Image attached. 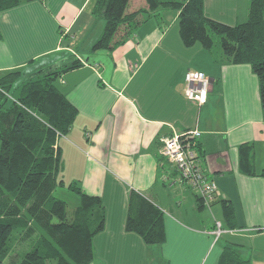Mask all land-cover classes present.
<instances>
[{
	"label": "crops",
	"instance_id": "obj_1",
	"mask_svg": "<svg viewBox=\"0 0 264 264\" xmlns=\"http://www.w3.org/2000/svg\"><path fill=\"white\" fill-rule=\"evenodd\" d=\"M129 11L146 7L131 0ZM208 17L229 25L248 17V0H204ZM178 12L164 11L113 50H93L104 21L92 0H33L0 13V78L37 71L75 55L82 65L58 80L78 116L59 139L62 178L102 198L105 229L93 240L92 264H218L223 248L264 264V116L259 81L249 65L223 64L201 45H183ZM73 35L63 37L61 33ZM211 80L207 101L185 97V76ZM201 132L196 151L218 187L217 201L198 207L188 184L161 154L162 139ZM254 146L255 176L240 169L239 147ZM164 212L166 241L147 245L125 230L131 192ZM69 197L80 205V197ZM234 211V230L224 217ZM216 222L227 230L218 240Z\"/></svg>",
	"mask_w": 264,
	"mask_h": 264
},
{
	"label": "trees",
	"instance_id": "obj_2",
	"mask_svg": "<svg viewBox=\"0 0 264 264\" xmlns=\"http://www.w3.org/2000/svg\"><path fill=\"white\" fill-rule=\"evenodd\" d=\"M30 1L0 0V13ZM130 2L92 0L93 15L104 21L93 50H113L150 19L159 18L164 11H176L184 46L199 44L213 54L215 62L252 68L259 81L264 116V0H248L247 20L236 25L208 17L204 0H145L146 7L135 11H129ZM64 33L63 37H71ZM213 34L219 36L218 43ZM82 64L75 55L67 57L37 71L19 86L17 71L0 78V264L14 253L20 258L17 264H92L95 259L93 240L105 229L102 198L71 183L68 188L80 197V205L69 212L68 204L54 196V191L64 186L58 142L69 134L79 113L58 80ZM239 163L245 174L258 175L253 144L239 147ZM194 194L198 207H205L202 198ZM224 217L234 230V211L227 202ZM39 230L40 236L34 239ZM125 230L140 235L147 245H162L166 241L164 212L132 191ZM19 245L28 247L19 252ZM233 245L223 248L218 264H252L240 257Z\"/></svg>",
	"mask_w": 264,
	"mask_h": 264
},
{
	"label": "built area",
	"instance_id": "obj_3",
	"mask_svg": "<svg viewBox=\"0 0 264 264\" xmlns=\"http://www.w3.org/2000/svg\"><path fill=\"white\" fill-rule=\"evenodd\" d=\"M185 80V97L190 102L202 105L207 101L211 80L203 72L189 71ZM201 132L188 130L182 134H174L162 139L161 154L172 163L180 180L197 193L206 205H211L218 197L217 184L211 180L201 166L196 147ZM225 233L221 224L217 223L215 236L218 240Z\"/></svg>",
	"mask_w": 264,
	"mask_h": 264
},
{
	"label": "rangeland",
	"instance_id": "obj_4",
	"mask_svg": "<svg viewBox=\"0 0 264 264\" xmlns=\"http://www.w3.org/2000/svg\"><path fill=\"white\" fill-rule=\"evenodd\" d=\"M170 12H175V11H171L170 10ZM227 24V23H226ZM74 38V36L73 35H71V39H73ZM213 39H214V41L215 42H217L218 43V41H219V36H217V35H214L213 34ZM208 77V76H207ZM205 171V170H204ZM206 173V172H205ZM208 176V175H207ZM63 179V181H64V186H60V187H58L55 191H54V196L56 197V198H58V199H61V200H63V201H65L67 204H68V211L69 212H72L77 206H79L78 204H75V202H74V200L71 198V197H69V188H68V186H69V183H67L65 180H64V178H62ZM212 180V179H211ZM72 194H76L75 192H72ZM201 198V197H200ZM203 200V199H202ZM216 201H217V199H216ZM203 202H204V200H203ZM205 203V202H204ZM217 223H220V222H216V226H217ZM221 224V223H220ZM221 227H222V229L225 231V232H227V230H225V228L222 226V224H221ZM215 231H216V229H215ZM40 233H41V231L39 230V231H36V233L34 234V239H36V237L37 236H40ZM224 234V233H223ZM222 234V235H223ZM221 235V236H222ZM220 236V237H221ZM33 240V239H32ZM29 242V241H28ZM27 245H19V246H17V250L20 252V250L21 249H25V247H26ZM28 247V246H27ZM16 252V251H15ZM19 257L17 256V255H15V253L10 257V258H8V259H6L5 261H4V263L3 264H17L18 262H19Z\"/></svg>",
	"mask_w": 264,
	"mask_h": 264
}]
</instances>
